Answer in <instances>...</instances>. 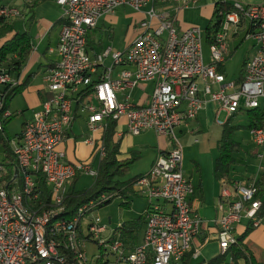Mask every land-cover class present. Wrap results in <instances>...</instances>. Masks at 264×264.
I'll return each mask as SVG.
<instances>
[{"label":"built area","instance_id":"obj_1","mask_svg":"<svg viewBox=\"0 0 264 264\" xmlns=\"http://www.w3.org/2000/svg\"><path fill=\"white\" fill-rule=\"evenodd\" d=\"M36 1L24 0V5ZM54 1L64 21L54 50L58 59L43 75L47 94L40 110L23 123L15 138L7 136L6 124L21 113L11 114L6 98L9 91L22 84L25 66L15 75L0 65V264H69L67 252L80 264H90L85 255L87 238L102 253L109 254L111 264H172L188 252L196 258L199 247L194 248L193 242L202 229V220L190 203L194 187L182 173L181 145L175 129L193 121L208 102L216 106V117L220 113L230 117L260 108L264 97V2L242 7L234 0H217L232 4L235 12L225 16L221 32L208 47L210 63L206 65L202 56L203 32L197 27L179 32L173 17L157 15L151 8L139 25L140 32L123 53L107 49L94 60L89 57L86 36L100 18L120 8L139 12L154 0ZM169 1L178 4L177 9L194 3ZM24 17L12 6L0 8V19L4 21ZM240 18L257 28L256 52L245 63L242 80L227 81L217 72V66L229 55L228 28L238 24ZM154 20L158 21L157 26H151ZM106 58L111 59V66L93 82L91 76ZM118 66L132 70L122 69L112 78V70ZM145 83H153V89L143 104H134L129 97L117 100V94ZM88 87L89 94L82 98L80 91ZM74 105L78 106L77 112L86 114L90 133L87 144H94L92 135L104 130L109 119L117 123L124 120L130 136L150 131L171 144L169 152L158 155L149 172L136 183L146 195L147 208L141 244L130 253H126L121 241L110 242L118 234L108 232L95 215L99 206L115 194H103L80 206L71 220L54 219L62 211L72 179L86 174L94 181L104 157V149L99 147L92 161L71 164L59 150L74 121ZM248 133L259 150L258 158H263L264 121ZM7 149L15 164L12 177L6 165ZM38 176L45 180L49 205L37 188ZM221 185L219 217L215 221L219 254L235 242V227L241 220L251 221L253 227L258 225L255 215L260 208V202L253 201L254 181ZM83 221H87L85 234ZM53 236L60 239L53 240Z\"/></svg>","mask_w":264,"mask_h":264},{"label":"crops","instance_id":"obj_2","mask_svg":"<svg viewBox=\"0 0 264 264\" xmlns=\"http://www.w3.org/2000/svg\"><path fill=\"white\" fill-rule=\"evenodd\" d=\"M190 1H194V3L189 4L187 8L179 7L180 9H177L179 5L178 4L176 5V3L170 2L169 0H154L151 5L143 8L139 12H133L127 8H120L111 15L103 16L102 18L99 19L96 27L90 30L87 34L89 39L88 43L90 45V48H87V53L89 57L94 60L97 55H99L100 53H102L104 50L107 49H109L110 52L112 53V47H113L112 45L114 42V32H115L113 26L119 23L120 20H122V22L124 21L123 24L125 25L124 26L125 34L123 37V42L125 43V50H126V48L129 46V44L134 39V37L140 32L139 25L142 21L146 20V13L150 8L153 9L157 15H166L167 18L173 17L174 26L179 32L184 31L190 27L206 28L210 24L213 15L214 4L216 0H190ZM234 1L238 2L242 7L256 5L264 2V0H234ZM34 19H35V8L32 10L31 13H29L28 20L31 24H36L37 27L42 29V31L39 32L38 36L36 37L37 40L35 45L33 44V40L31 39V52L27 60V63L25 65V68L21 74V79H22V84L26 80H28V84H27L28 87L31 79H33L35 75V73L27 71L31 66V64L37 65V72L41 71L40 85H37L34 90L36 93V97L33 108L36 109V111L34 112L36 113L37 111L40 110L41 102L46 98V94H47L43 89V84H42L43 75L45 74V71L50 67H52L58 59L54 50L57 45L59 28H60L59 20L61 18L55 24H51L50 20H48L45 17H41L37 21ZM205 19H208V22L206 24H205L206 21ZM157 25H158L157 20L152 21L151 26H157ZM204 30L202 32H204ZM256 32H257V28L252 23H250L249 21L243 18H240L238 24H231L229 26L227 31V44L229 49V55L227 59L224 61V63L221 64V67L223 69V75L227 80L225 67L227 62L231 59L233 53L235 54L240 53L239 55L240 70L236 77L227 81L236 82L240 74H242L243 76V65L256 52V42L254 40V35L256 34ZM22 33H27L29 35L27 31H24ZM103 33L107 36V39L109 40V44H111L108 45L107 47L102 46L101 43V37ZM94 47L96 48V50L94 49ZM89 50H91L90 54H89ZM123 52L116 51L115 53H123ZM209 63L210 61H208V63L205 64L207 65ZM105 69H107V67L104 66V61L102 62V65H97L95 74L91 76L92 81L94 80L96 81L98 79V76L104 73ZM122 69L132 70V68L129 66L114 67L112 70L111 77L116 78L118 72ZM152 89H153V83H145L143 85H140L139 87L129 91L130 92L128 96L129 101L137 105L143 104L147 100ZM125 94L126 93L117 94V100H124L126 97L124 96ZM77 109L78 106L74 105V113H75L74 121L72 122L64 141L59 147V150H61L65 154L66 161L69 163L88 161L90 155L92 154V148L94 146L93 144L92 145L87 144L86 143L87 139H84L83 141L76 143L73 134L74 133L73 129L76 126L75 123L77 121H81L83 122L84 125H86V116L84 117V115H81L79 112H77ZM260 110L264 113V97L260 101ZM20 113L22 115V112ZM242 113L243 112H239L235 114L234 118L236 117L238 118V116ZM228 118L229 117H226V115L223 113H220L218 117H216V106L208 102L204 105L203 109L198 113L197 117L193 121L188 122L186 125H182L176 128L175 135L178 138V141L182 137L191 135L193 137L192 143L194 145H198L199 141L197 139V136L201 138V134H203L204 129L207 128L211 129L215 127L221 128V126L227 121ZM25 121L28 120H24L23 123ZM119 121L120 122H118L117 124L116 134L114 137V140L119 141V151H120L119 158L124 159V158H128L131 155H137L136 157L138 160L140 158L139 151H137L136 153H134L135 151H130V152L128 151L129 148L132 146L131 144H133V142L131 140H129V142L128 140H125L130 135L126 133L124 120H119ZM217 121L221 123L223 122L222 125H219ZM247 125H248V120L245 126ZM245 132L247 134L249 144L252 146V148L244 147L241 145L240 142L235 141L238 144L237 146L238 150L234 155L235 164L231 168V172H230L231 181L240 184H246L255 181L261 175L264 167V155L263 158H258L259 150L251 141L248 133L249 131L245 130ZM98 136H99V132L92 135L94 143L97 140ZM130 137H135V136H130ZM137 137L152 138L147 146V148H150L151 150L149 156L151 159L150 168L158 155L165 154L169 152V150L171 149V144L169 143V140L167 138L157 137L154 135V133L150 131L144 132L138 135ZM218 142L219 140L216 143L217 146H218ZM122 143H124L123 146ZM128 145L130 146L128 147ZM143 145L144 144L142 143L139 144L140 147H144ZM124 148L125 151L123 150ZM140 150H142V148ZM241 153L243 154L244 158L247 159L249 157L250 161L248 162V166L244 167L245 169L244 172L236 174V171L234 169V166L237 165L236 156ZM217 156H218V150H217L216 158ZM181 167H182L181 169H183V163ZM212 167L214 168V166ZM213 168H212V173L209 176H207L206 179L203 178L200 172L199 165L196 162H193V168L190 170V172H188L189 173L188 176L184 175V172L182 171L184 177L194 187V194L191 197L190 203L193 210L196 212L197 215H199L200 219L202 220V229L193 242L194 248L199 247V255L196 258H193L191 255L189 264H206L208 261H210L219 254L218 245L216 241L217 227L215 225V221L219 217V213L217 211V205L219 203L222 185L215 178L213 174ZM146 208H147V203L144 209L141 212H138L139 214L137 215V218L145 213ZM110 224L111 221L110 219H108L106 225L108 228V232L115 231L121 225L120 224L117 227L111 228ZM246 224H247L246 220L240 221V223L235 227V231H234L235 236L240 235L244 232ZM143 231H144V224L141 227V230L139 231V234L137 236V246L141 244ZM244 242L245 245L249 248L250 252L252 253L255 261L257 263L264 264V214L260 218L258 225L248 233ZM198 259H200L201 261L198 262L197 261Z\"/></svg>","mask_w":264,"mask_h":264},{"label":"trees","instance_id":"obj_3","mask_svg":"<svg viewBox=\"0 0 264 264\" xmlns=\"http://www.w3.org/2000/svg\"><path fill=\"white\" fill-rule=\"evenodd\" d=\"M4 1L5 0H0V8L6 6ZM43 1L45 0H38L32 5L27 6L28 13H31L32 10ZM234 12L235 10L232 4L222 3L221 1L215 2L210 24L203 32V42L208 47L214 44L216 35L221 32L225 21V16ZM63 22L64 21L60 19L59 25L63 24ZM7 24V21L0 19V34L2 38L0 39V65H3L9 71L14 72V74L17 75L25 66L29 58L31 52V37L27 33H14L13 27L8 26ZM88 40V36H86V49L90 48ZM217 72L223 74L221 65L217 66ZM241 80L242 74L239 75V78L236 82H240ZM93 82H95V80ZM27 84L28 80L9 91L6 98L7 105L15 95L21 94L25 90ZM90 88L91 87H88L80 91V95L83 94L82 98L89 94ZM243 113H245L248 120L247 126L241 127L238 125H233L232 122L235 115L230 116L221 126V136L217 146L218 156L215 159L213 174L220 183L223 182L227 186H231L234 183L230 179L231 168L235 164L234 155L238 150V144L233 139L234 132L240 128H244L248 131L253 128H258L264 121V113L260 110V108L244 111ZM116 129V121L111 119L106 121V128L99 132V136L93 144L94 146L92 148V154L88 160L92 161L95 159L99 147H103L104 157L99 163L96 179L93 181V184L90 188L76 191L74 189V184L79 177V175H76L67 186V191L62 204V211L55 215V220H71L74 217L76 210L80 206L88 202L98 200L103 194L110 195L117 193L116 196H120L123 200H130L129 193L138 180L142 178V176H137L122 183L116 180L118 177H122L124 174H126L128 166L137 158L136 155H131L124 159L119 158V141L114 140ZM6 156L8 162V164H6L7 170L10 173V177H12L15 164L8 149L6 150ZM36 185L43 197L42 200L47 205H49L50 201L48 196V188L46 187L44 178L38 176L36 179ZM254 189L255 193L253 196V201L260 202V208L256 212L255 216L260 220L264 214V167L261 175L254 181ZM116 196L114 195L113 198ZM113 198L105 200L99 206V208L109 204ZM47 208L49 209L51 207L48 206ZM246 221L247 224L244 232L235 236V242L231 244L223 254H218L206 264H260L255 261L252 253L244 242L248 233L254 228L251 221ZM144 223L145 215L143 214L135 220L121 224L119 228L115 230V234H118V236H113L110 238V242L116 240L121 241L123 249L126 251V253H130L135 247H137V236ZM51 239L59 240L60 238L53 236ZM86 242L92 241H89L87 238ZM98 249L99 255L91 259L90 264H111V258L109 257V254L106 255L105 252L102 253L100 248ZM191 253L192 252L186 253L178 262H173L172 264H189ZM66 255L69 264H80L72 253L67 252Z\"/></svg>","mask_w":264,"mask_h":264},{"label":"rangeland","instance_id":"obj_4","mask_svg":"<svg viewBox=\"0 0 264 264\" xmlns=\"http://www.w3.org/2000/svg\"><path fill=\"white\" fill-rule=\"evenodd\" d=\"M217 1V0H216ZM4 3L6 5L12 6L14 8L19 9L24 15L25 18L23 19H13L7 21L8 26L13 27L14 33H22L24 31H27L33 40V44H36V37L38 36L39 32L42 31L41 28L37 27L36 24H31L28 20V7L24 5V0H5ZM41 17H45L48 20H50L51 24H55L61 17H62V11L61 9L56 5L54 0H45L43 2H40L35 7V19L39 20ZM121 19V18H120ZM205 24L208 22V19H205ZM124 21H119L116 25L113 26L114 29V42L112 47V53H115L116 51L123 52L125 50V43L123 42V37L125 34V25L123 24ZM201 31L205 29V27H199ZM0 39L1 34H0ZM101 43L102 46L107 47L109 44V40L107 39V36L103 33L101 37ZM96 50V48L94 47ZM91 53V50H89V54ZM240 53H233L231 59L226 64V78L227 80H231L234 77L238 75V72L240 70V59H239ZM202 56L203 61L205 63H208L210 61V55L208 46L203 42L202 45ZM111 59L106 58L104 59V66L109 68L111 66ZM28 72L35 73L34 78L31 79L28 87L21 93L15 95L8 104V110L11 114L16 115L18 112H22V115L14 116L10 118V120L6 124V134L9 138H15L22 129V123L24 120H29L32 118L34 112L36 109H34V103H35V87L37 85H40V78H41V71L37 72V65L31 64ZM26 71V73H27ZM137 91V90H136ZM126 94L124 96H129V91L125 92ZM86 116L85 113L81 114ZM222 118V117H221ZM120 122V121H119ZM223 123V122H222ZM118 124V123H117ZM233 125H239V126H245L247 124V117L245 113H242L238 116V118H234ZM75 127L73 129L74 138L76 140V143H79L83 141L84 139L89 138L90 133L88 132V129L86 125L83 124L81 121H77L75 123ZM221 128L215 127L211 129H204L203 134H201V138L197 136V139L199 141L198 145H194L193 137L191 135H188L186 137H182L179 139V142L181 143V158L183 163V169L184 175L188 176V172L193 168V162L198 163L200 172L204 179L207 178L212 173V166L215 163V158L217 155V141L220 139L221 136ZM176 134V130H175ZM150 138V137H149ZM148 137H127L125 140H131L133 144L129 148L130 151H139V159H135L134 162H132L128 166V170L126 174L122 177H118L116 180L118 182H125L127 180H130L132 178H135L137 176H144L146 175L150 170V148H147L148 144L150 143L151 139ZM73 139V138H72ZM178 139V138H177ZM233 139L237 142H240L242 146L252 148V146L249 144V140L247 137V134L245 132L244 128H240L236 130L233 134ZM144 144V147H140L139 144ZM201 143V146H200ZM135 144V145H134ZM124 143H122V146ZM130 145H128L129 147ZM142 148V150H140ZM200 148V149H198ZM125 151V148L123 149ZM137 156V155H136ZM249 159V160H248ZM243 161V162H242ZM250 161V158L247 159L244 158L243 154H238L236 156V163L237 165L234 166V169L236 171V174L244 172V167L248 166V162ZM251 164V163H250ZM93 184V178L86 174L79 175L77 181L74 184V189L76 191H81L87 188H90ZM140 187H138L136 184L133 186V189L129 193L130 200H123L120 196H116L117 193H114L116 197H114L111 202L103 207H101L99 210L95 212V215L99 218L100 223L103 225H107L108 219L111 221V228L117 227L122 223H126L130 220H135L137 218L138 212H141L144 207L146 206L147 199L146 195L141 191ZM142 194V195H141ZM112 195V194H110ZM162 203V201H160ZM86 225L87 221H83L82 224V231L85 234L86 233ZM85 255L87 260H91L99 255V249L98 246L93 242H87L85 245ZM198 262L201 260L198 259Z\"/></svg>","mask_w":264,"mask_h":264}]
</instances>
